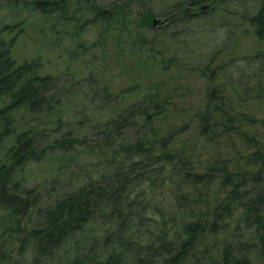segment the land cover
<instances>
[{"label":"trees","instance_id":"obj_1","mask_svg":"<svg viewBox=\"0 0 264 264\" xmlns=\"http://www.w3.org/2000/svg\"><path fill=\"white\" fill-rule=\"evenodd\" d=\"M4 1L0 264H264V0Z\"/></svg>","mask_w":264,"mask_h":264},{"label":"rangeland","instance_id":"obj_2","mask_svg":"<svg viewBox=\"0 0 264 264\" xmlns=\"http://www.w3.org/2000/svg\"><path fill=\"white\" fill-rule=\"evenodd\" d=\"M25 173L28 185L37 186L40 191L43 200L42 204H48L65 191L60 183L55 182V173L48 164H31ZM1 214L0 210V216ZM8 254L10 257L1 264H50L49 262L47 263V260L44 258L42 259L43 261L37 262L34 260V254L31 249H25L23 251L19 249L18 243H16L14 247H10Z\"/></svg>","mask_w":264,"mask_h":264}]
</instances>
